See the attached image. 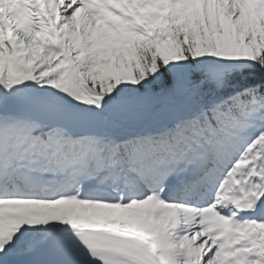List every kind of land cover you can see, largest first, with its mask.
Segmentation results:
<instances>
[{"label": "snow or ice", "instance_id": "snow-or-ice-1", "mask_svg": "<svg viewBox=\"0 0 264 264\" xmlns=\"http://www.w3.org/2000/svg\"><path fill=\"white\" fill-rule=\"evenodd\" d=\"M0 264H264V0H0Z\"/></svg>", "mask_w": 264, "mask_h": 264}]
</instances>
